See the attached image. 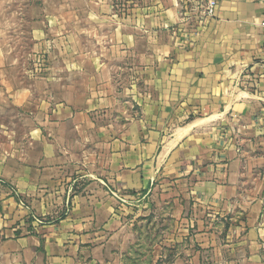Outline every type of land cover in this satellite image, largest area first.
Listing matches in <instances>:
<instances>
[{"label": "crops", "instance_id": "1", "mask_svg": "<svg viewBox=\"0 0 264 264\" xmlns=\"http://www.w3.org/2000/svg\"><path fill=\"white\" fill-rule=\"evenodd\" d=\"M31 1L0 10V264L133 263L127 216L165 180L183 240L264 264V0L201 27L185 0Z\"/></svg>", "mask_w": 264, "mask_h": 264}, {"label": "rangeland", "instance_id": "2", "mask_svg": "<svg viewBox=\"0 0 264 264\" xmlns=\"http://www.w3.org/2000/svg\"><path fill=\"white\" fill-rule=\"evenodd\" d=\"M67 1L69 4H72V0H47V3L55 7ZM89 1L76 0L74 6L79 5L80 8H86ZM107 1L114 10L122 13V10L129 9L137 0ZM32 2L31 0H0V10L14 12L34 9L36 12L43 7L40 3L34 4ZM11 19L14 20L15 18L12 17ZM12 43L17 49L15 54L17 57L22 58V60L28 58L27 50L25 49L27 43L24 40H13ZM0 122H2L1 118ZM16 135L15 140H21L22 129H17ZM0 139L6 140V136L0 133ZM8 147L10 149L13 148V153L16 155L20 153V146L18 145L1 146V148L6 149ZM177 186L174 181L165 180L159 185L155 193L151 192L147 195L142 202V207L136 209V212H138L136 213L137 217L132 214L131 218L127 216L132 221V226H129V231L133 238H135L132 241V245L127 249L128 254H130L128 261L133 262L129 264L216 263L217 258L214 256L213 251L201 249L199 242L183 240L184 221L190 213H193L191 211L193 205L189 203L190 201L183 192V188H178ZM143 193L146 194V192ZM119 201H123L120 195ZM22 206L25 207V204L22 203ZM30 218L31 220H36L34 215L30 216Z\"/></svg>", "mask_w": 264, "mask_h": 264}, {"label": "built area", "instance_id": "3", "mask_svg": "<svg viewBox=\"0 0 264 264\" xmlns=\"http://www.w3.org/2000/svg\"><path fill=\"white\" fill-rule=\"evenodd\" d=\"M216 5V0H185L182 20L187 27L192 21L201 27L206 20L213 18Z\"/></svg>", "mask_w": 264, "mask_h": 264}, {"label": "bare ground", "instance_id": "4", "mask_svg": "<svg viewBox=\"0 0 264 264\" xmlns=\"http://www.w3.org/2000/svg\"><path fill=\"white\" fill-rule=\"evenodd\" d=\"M179 132H180V131H179ZM176 136H177V135H176ZM171 143H172V142H171ZM169 144H170V143H169ZM166 146H167V145H166ZM166 146H165V147H166ZM169 150H170V148H169Z\"/></svg>", "mask_w": 264, "mask_h": 264}]
</instances>
